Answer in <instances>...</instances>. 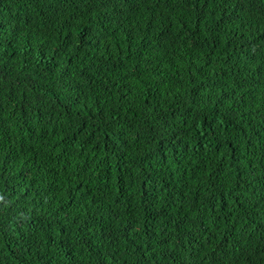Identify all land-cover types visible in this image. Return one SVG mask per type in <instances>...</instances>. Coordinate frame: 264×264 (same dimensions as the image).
I'll return each instance as SVG.
<instances>
[{
  "label": "trees",
  "instance_id": "obj_1",
  "mask_svg": "<svg viewBox=\"0 0 264 264\" xmlns=\"http://www.w3.org/2000/svg\"><path fill=\"white\" fill-rule=\"evenodd\" d=\"M0 264H264V0H0Z\"/></svg>",
  "mask_w": 264,
  "mask_h": 264
}]
</instances>
